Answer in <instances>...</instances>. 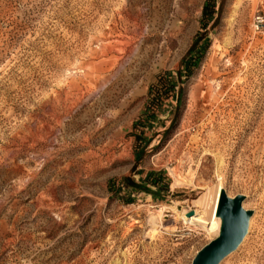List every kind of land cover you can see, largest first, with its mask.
I'll return each instance as SVG.
<instances>
[{
    "label": "rangeland",
    "instance_id": "obj_1",
    "mask_svg": "<svg viewBox=\"0 0 264 264\" xmlns=\"http://www.w3.org/2000/svg\"><path fill=\"white\" fill-rule=\"evenodd\" d=\"M207 1L0 0V264H192L220 179L264 264V0Z\"/></svg>",
    "mask_w": 264,
    "mask_h": 264
},
{
    "label": "water",
    "instance_id": "obj_2",
    "mask_svg": "<svg viewBox=\"0 0 264 264\" xmlns=\"http://www.w3.org/2000/svg\"><path fill=\"white\" fill-rule=\"evenodd\" d=\"M245 196L229 197L222 192L219 207L221 227L218 236L204 246L195 256L192 264H221L234 253L248 234L252 211L243 207ZM192 214V213H190Z\"/></svg>",
    "mask_w": 264,
    "mask_h": 264
},
{
    "label": "bare ground",
    "instance_id": "obj_3",
    "mask_svg": "<svg viewBox=\"0 0 264 264\" xmlns=\"http://www.w3.org/2000/svg\"><path fill=\"white\" fill-rule=\"evenodd\" d=\"M224 190L225 189L223 187L222 179H220L217 185L214 187V189L210 190L208 198L205 201V208H206L205 213L202 215L201 212L198 210L190 211L188 213L185 212L182 215V220H184V222L189 225L201 226L210 237L216 238L219 234L221 227V218L219 217L218 212H219L222 192ZM243 207L245 208L244 203H243ZM251 220L252 217L249 221V229H250ZM150 223H152L154 226L158 225L157 218L155 216H152V218L150 219ZM246 237L244 238L243 242L245 241Z\"/></svg>",
    "mask_w": 264,
    "mask_h": 264
},
{
    "label": "trees",
    "instance_id": "obj_4",
    "mask_svg": "<svg viewBox=\"0 0 264 264\" xmlns=\"http://www.w3.org/2000/svg\"><path fill=\"white\" fill-rule=\"evenodd\" d=\"M215 7L214 5H210V0H208L205 4V6L203 7V12H202V20L204 21V18H207L208 21H210L214 15H215ZM203 28L206 29L207 28V23H204L202 24ZM190 68L188 67V70ZM187 72H191V71H187ZM167 84H168V87L175 89V83L173 82H170V81H167ZM145 182H147V185H151V186H154V187H157V188H162V185H161V179L157 177V175H153L152 173L147 175V177L144 179ZM164 190H168V187H165ZM152 194V193H151Z\"/></svg>",
    "mask_w": 264,
    "mask_h": 264
},
{
    "label": "built area",
    "instance_id": "obj_5",
    "mask_svg": "<svg viewBox=\"0 0 264 264\" xmlns=\"http://www.w3.org/2000/svg\"><path fill=\"white\" fill-rule=\"evenodd\" d=\"M262 23H263V19L261 16L255 17L254 25L256 26L257 29L261 26Z\"/></svg>",
    "mask_w": 264,
    "mask_h": 264
}]
</instances>
